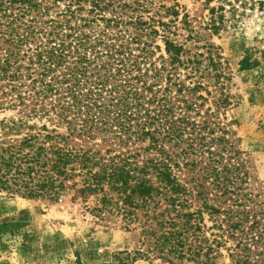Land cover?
Returning <instances> with one entry per match:
<instances>
[{"label": "trees", "instance_id": "obj_1", "mask_svg": "<svg viewBox=\"0 0 264 264\" xmlns=\"http://www.w3.org/2000/svg\"><path fill=\"white\" fill-rule=\"evenodd\" d=\"M149 5L0 0V111L14 113L0 192L78 204L167 264H264V191L228 120L230 68L187 13L168 8L170 25Z\"/></svg>", "mask_w": 264, "mask_h": 264}, {"label": "rangeland", "instance_id": "obj_2", "mask_svg": "<svg viewBox=\"0 0 264 264\" xmlns=\"http://www.w3.org/2000/svg\"><path fill=\"white\" fill-rule=\"evenodd\" d=\"M229 1L235 9L223 0L210 5L206 0H148L152 6L144 15L172 25L176 18L167 9L176 8L180 19L187 13L194 28L219 49L238 99L228 120L253 168L255 188L264 191V0H257L262 6L252 5V0ZM219 2L225 8V23L218 34L209 36L204 24L210 20L209 9L218 8ZM248 52L260 65L242 70ZM13 114L0 111V122ZM116 225L98 222L68 200L52 203L0 192V264H167L144 256L138 231ZM223 264L230 262L225 259Z\"/></svg>", "mask_w": 264, "mask_h": 264}]
</instances>
